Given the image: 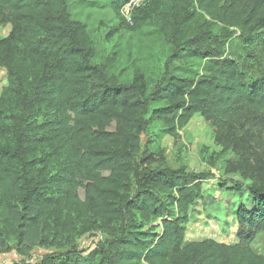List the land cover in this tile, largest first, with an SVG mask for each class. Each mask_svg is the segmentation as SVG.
I'll use <instances>...</instances> for the list:
<instances>
[{
	"label": "trees",
	"instance_id": "trees-1",
	"mask_svg": "<svg viewBox=\"0 0 264 264\" xmlns=\"http://www.w3.org/2000/svg\"><path fill=\"white\" fill-rule=\"evenodd\" d=\"M81 1L119 12L128 0ZM234 1L149 0L133 17L134 27L157 17L168 30L171 59L180 61L151 94L165 103L152 116L175 134L199 113L224 150H242L248 136L241 163L258 181L249 188L254 207L244 209L238 240L228 244L211 238L184 242L187 207L200 187L181 171L154 170L145 188L128 195L148 99L136 85L91 64L92 40L86 24L72 16L71 0H0L13 20L11 34L0 39L11 91L25 111L43 107L53 113L37 123L20 119L8 142L0 143V253L11 237L26 250L37 242L53 244L94 213L121 223L120 234L85 256L48 254L36 264H264L252 247L264 232V77L248 79L236 60L205 48L195 32L206 15L264 30V0L240 9ZM46 141L55 147L42 158L39 148ZM51 155L66 159L61 170L48 166ZM163 196L177 205L178 217H167ZM133 212L160 218L162 233L129 224L126 214Z\"/></svg>",
	"mask_w": 264,
	"mask_h": 264
},
{
	"label": "rangeland",
	"instance_id": "rangeland-1",
	"mask_svg": "<svg viewBox=\"0 0 264 264\" xmlns=\"http://www.w3.org/2000/svg\"><path fill=\"white\" fill-rule=\"evenodd\" d=\"M250 1L235 0L234 5L240 9ZM71 12L73 17L86 24L91 37V64L121 82L136 85L143 99H148L142 111L140 144L134 158L136 170L131 175L128 195L133 196L145 188L148 174L154 170L168 168L181 171L191 177V181L196 179L194 183L200 187L199 197L187 207L184 242L206 238L228 244L236 242L244 209L254 207L249 188L258 184L241 163L248 136L243 141L242 150H224L214 139V127L199 113L185 127L177 128L175 134L169 133L164 123L152 116L153 110L165 106V103L154 102L151 94L167 82L171 72H177L176 67L180 63L171 59L173 45L168 39V30L157 17L152 16L143 26L134 27V18L127 21L121 9L116 12L111 7H87L81 0H71ZM225 18L232 20L229 16ZM205 19H199L195 29L198 35H202L205 48L223 58L236 60L248 79L264 77V30L256 28V24L231 26L208 15ZM12 30L13 20L0 2V39L8 37ZM12 84L11 75L0 63V143L8 142L20 119L27 118L29 123H37L53 115L51 110L43 107L22 109L18 95L11 91ZM92 125L97 126L96 119ZM54 147L50 141L42 143L40 156L45 158ZM49 158L53 159L48 165L52 170H61L66 164L64 157L51 155ZM150 190L158 192L154 187ZM162 200L167 207V217H178L177 205L165 196ZM126 219L131 225H141L144 229L153 227L158 233L163 231L160 218L133 212L126 214ZM121 230V223L111 224L89 213L78 223L75 232L55 240L53 244L37 242L26 250L16 237L9 238L5 251L0 253V264H36L48 254L85 256L118 236ZM252 247L264 256V232L258 234Z\"/></svg>",
	"mask_w": 264,
	"mask_h": 264
},
{
	"label": "built area",
	"instance_id": "built-area-1",
	"mask_svg": "<svg viewBox=\"0 0 264 264\" xmlns=\"http://www.w3.org/2000/svg\"><path fill=\"white\" fill-rule=\"evenodd\" d=\"M149 0H128L121 8V14L127 21H132L135 12Z\"/></svg>",
	"mask_w": 264,
	"mask_h": 264
}]
</instances>
